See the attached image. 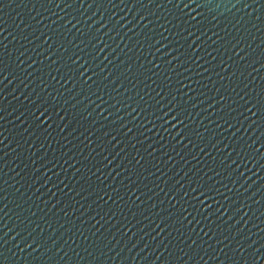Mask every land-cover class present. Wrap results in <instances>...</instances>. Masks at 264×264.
Instances as JSON below:
<instances>
[{
  "label": "water",
  "instance_id": "95a60500",
  "mask_svg": "<svg viewBox=\"0 0 264 264\" xmlns=\"http://www.w3.org/2000/svg\"><path fill=\"white\" fill-rule=\"evenodd\" d=\"M264 65V0H0V264H61Z\"/></svg>",
  "mask_w": 264,
  "mask_h": 264
}]
</instances>
